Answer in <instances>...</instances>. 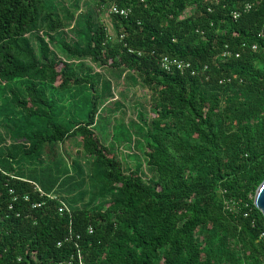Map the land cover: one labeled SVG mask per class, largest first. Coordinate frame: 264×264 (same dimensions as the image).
<instances>
[{
	"label": "trees",
	"instance_id": "obj_1",
	"mask_svg": "<svg viewBox=\"0 0 264 264\" xmlns=\"http://www.w3.org/2000/svg\"><path fill=\"white\" fill-rule=\"evenodd\" d=\"M105 1L128 14L110 13L116 40L88 16L87 50L147 88L159 114L146 137L157 183L123 170L92 130L108 82L98 89L91 77L89 109L78 112L80 121H59L47 96L57 74L24 37L41 21V0H0V75L8 83L27 78L36 108L14 92L12 100L46 125L14 132L28 145L0 138V264H264V217L253 204L264 180V0H97L98 6ZM188 5L193 12L181 17ZM163 56L190 69L166 71ZM72 134L85 136L120 191L116 201L86 209L55 196L76 182L70 171L77 167L61 165L53 152Z\"/></svg>",
	"mask_w": 264,
	"mask_h": 264
},
{
	"label": "rangeland",
	"instance_id": "obj_2",
	"mask_svg": "<svg viewBox=\"0 0 264 264\" xmlns=\"http://www.w3.org/2000/svg\"><path fill=\"white\" fill-rule=\"evenodd\" d=\"M47 1L49 3L41 0V21L24 37L35 57L40 62H51L57 74L52 82L53 89L47 90V96L54 99L55 110L62 114L59 121H62V116L75 120L78 112L89 109L91 77L99 80L98 89L104 81L108 82L110 92H105L99 100L92 130L106 153L117 159L123 170L135 172L147 184H156L157 174L147 162L149 147L146 137L150 135L151 123L158 119L159 114L152 109L147 88L132 72L124 67H112L110 61L104 64L96 61L87 50L90 41L88 16L95 25H104L113 40L117 39L110 4L105 1L98 6L97 0ZM193 9V5H188L181 17L190 15ZM26 84L27 78H16L8 83L0 75V138L7 145H28L25 139L14 135L25 125L38 130L46 128L45 123L34 119L24 106L12 100L15 93L20 100L27 101L29 107L36 108ZM77 120L80 121L79 118ZM184 137H190L189 132H184ZM53 152L61 158V165L77 167L70 171L75 174L76 182L68 190L55 195L66 205L90 209L95 205L112 203L121 196L118 187L107 181L104 166L87 149L84 135L67 136L54 145ZM230 225L232 231L242 234L232 223Z\"/></svg>",
	"mask_w": 264,
	"mask_h": 264
},
{
	"label": "built area",
	"instance_id": "obj_3",
	"mask_svg": "<svg viewBox=\"0 0 264 264\" xmlns=\"http://www.w3.org/2000/svg\"><path fill=\"white\" fill-rule=\"evenodd\" d=\"M252 7L251 3H246L244 4V6L242 7V10L244 11H248L250 10ZM128 9L126 8H120L115 4H112L110 6V13H114V14H119L121 16H126L128 14ZM240 15V11H234L232 13V16L234 19H237ZM160 65L163 69H165L166 71H170L173 68H176L179 71H184L186 69H190V63L183 61V60H179L176 58H171L169 56H163L160 59ZM192 74L194 73L193 70H191ZM225 82V79L221 80L220 83ZM66 205L62 202V206L59 208V211L62 212L63 210L66 209ZM89 232H92V229H89Z\"/></svg>",
	"mask_w": 264,
	"mask_h": 264
},
{
	"label": "water",
	"instance_id": "obj_4",
	"mask_svg": "<svg viewBox=\"0 0 264 264\" xmlns=\"http://www.w3.org/2000/svg\"><path fill=\"white\" fill-rule=\"evenodd\" d=\"M253 204L264 217V180L259 184L256 189Z\"/></svg>",
	"mask_w": 264,
	"mask_h": 264
}]
</instances>
